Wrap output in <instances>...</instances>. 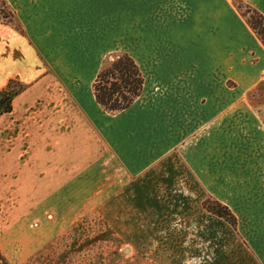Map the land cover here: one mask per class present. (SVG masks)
Returning a JSON list of instances; mask_svg holds the SVG:
<instances>
[{
	"label": "crops",
	"instance_id": "obj_1",
	"mask_svg": "<svg viewBox=\"0 0 264 264\" xmlns=\"http://www.w3.org/2000/svg\"><path fill=\"white\" fill-rule=\"evenodd\" d=\"M6 1L15 21L0 23V91L11 80L22 91L0 115L2 253L49 194H94L96 177L118 171L138 191L167 176L161 198L180 191L201 205L197 194L215 191L237 218L264 207V45L230 0ZM240 1L264 16V0ZM121 53L144 84L110 114L92 83ZM249 167L254 188L238 184ZM248 189L254 199L241 201Z\"/></svg>",
	"mask_w": 264,
	"mask_h": 264
},
{
	"label": "rangeland",
	"instance_id": "obj_2",
	"mask_svg": "<svg viewBox=\"0 0 264 264\" xmlns=\"http://www.w3.org/2000/svg\"><path fill=\"white\" fill-rule=\"evenodd\" d=\"M230 1L235 8L242 3L241 10L236 9L246 20L242 12L247 4ZM112 60L108 58L100 70ZM255 173L254 168H247L238 184L254 188ZM85 180L89 178L79 179ZM95 180L94 194H49L48 209L34 214L27 229L18 226L27 231L18 232L13 248L3 245L7 242L1 244L6 254L0 251V264H259L242 235L264 248V207H238L233 210L239 214L237 218L226 206L236 218L234 229L226 219L202 208L206 199L217 201L215 191L207 196L199 192V205L196 197L180 191L175 198H161L155 189L168 180L164 175L153 183L152 191L142 185L138 191L120 171ZM244 194L246 199L241 201L254 199L250 189ZM210 207L216 208L213 202ZM260 250L264 262V250Z\"/></svg>",
	"mask_w": 264,
	"mask_h": 264
},
{
	"label": "trees",
	"instance_id": "obj_3",
	"mask_svg": "<svg viewBox=\"0 0 264 264\" xmlns=\"http://www.w3.org/2000/svg\"><path fill=\"white\" fill-rule=\"evenodd\" d=\"M235 5L240 11L242 3ZM244 8L246 11L242 14L246 17L250 29L264 45V16L249 5H245ZM0 21L2 24H12L15 21V12L6 0H0ZM143 84V76L135 61L128 54L121 53L114 56L111 63L97 73L92 83V94L101 109L115 114L126 110L140 96ZM21 91L22 87L12 80L0 91V115L11 112L12 100ZM211 202L216 208L210 207ZM202 208L226 219L232 228H236V218L226 206L206 199L202 203Z\"/></svg>",
	"mask_w": 264,
	"mask_h": 264
},
{
	"label": "built area",
	"instance_id": "obj_4",
	"mask_svg": "<svg viewBox=\"0 0 264 264\" xmlns=\"http://www.w3.org/2000/svg\"><path fill=\"white\" fill-rule=\"evenodd\" d=\"M262 83H263V86H264V77H263V79H262Z\"/></svg>",
	"mask_w": 264,
	"mask_h": 264
}]
</instances>
